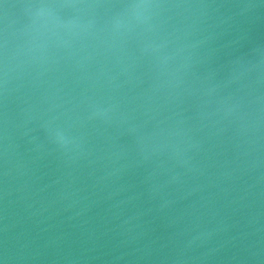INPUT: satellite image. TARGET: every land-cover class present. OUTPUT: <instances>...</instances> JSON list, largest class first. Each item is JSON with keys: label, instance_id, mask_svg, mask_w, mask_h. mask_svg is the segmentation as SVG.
Returning <instances> with one entry per match:
<instances>
[{"label": "clouds", "instance_id": "obj_1", "mask_svg": "<svg viewBox=\"0 0 264 264\" xmlns=\"http://www.w3.org/2000/svg\"><path fill=\"white\" fill-rule=\"evenodd\" d=\"M0 3V264H264V0Z\"/></svg>", "mask_w": 264, "mask_h": 264}, {"label": "water", "instance_id": "obj_2", "mask_svg": "<svg viewBox=\"0 0 264 264\" xmlns=\"http://www.w3.org/2000/svg\"><path fill=\"white\" fill-rule=\"evenodd\" d=\"M3 2H4V3L12 4V3H15L16 0H3ZM229 2H230V0H229ZM2 11H3V4L0 3V13H2Z\"/></svg>", "mask_w": 264, "mask_h": 264}]
</instances>
